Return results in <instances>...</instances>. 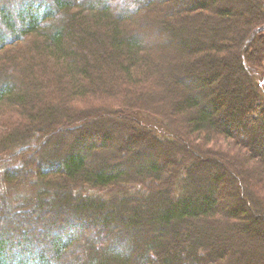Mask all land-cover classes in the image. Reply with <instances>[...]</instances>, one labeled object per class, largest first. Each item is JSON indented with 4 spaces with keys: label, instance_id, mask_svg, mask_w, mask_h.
Wrapping results in <instances>:
<instances>
[{
    "label": "trees",
    "instance_id": "16d2710c",
    "mask_svg": "<svg viewBox=\"0 0 264 264\" xmlns=\"http://www.w3.org/2000/svg\"><path fill=\"white\" fill-rule=\"evenodd\" d=\"M255 1L260 15L254 19L236 6L218 8L226 18L237 11L244 20L240 33L231 34V56L224 33H214L208 46L206 34L176 23L209 15L206 0H189L177 18L164 21L169 36L188 31L194 39L177 46L186 59L171 54L168 69L158 55L165 46L149 38L141 18L166 6L175 12L174 0H124L127 10L110 0H0V218L7 220L0 227V264H264V213L249 212L252 199L264 206V117L250 119L254 103L264 107V0ZM30 37L42 40L33 54L23 46ZM41 58L49 65L42 67ZM167 85L178 93L174 115L189 116L191 138L198 132L215 146L204 149L207 155L189 152L188 161L174 154L180 138L186 150L200 149L170 118L141 108L145 91ZM90 101L112 113L127 111L131 129L124 127L140 141L124 151L98 142L94 127L74 121ZM118 126L119 133L97 134L121 137ZM31 137L36 150L24 142ZM26 153L31 161L23 160ZM162 155L171 164L158 161ZM143 156L144 168H120ZM247 161L256 187L244 199H223L233 166L248 171Z\"/></svg>",
    "mask_w": 264,
    "mask_h": 264
},
{
    "label": "rangeland",
    "instance_id": "374dc122",
    "mask_svg": "<svg viewBox=\"0 0 264 264\" xmlns=\"http://www.w3.org/2000/svg\"><path fill=\"white\" fill-rule=\"evenodd\" d=\"M106 1L108 2L109 0H106ZM110 1H111V3L116 2L118 4V6L121 8H124L126 10L128 9V5L125 4L124 0H110ZM175 1L177 3L175 12H172V11L168 12L169 9L166 6V7L162 8V9H164L162 12L161 11L158 12L155 10V12L146 13L141 18V21L145 22V23H142V27H141L143 29V31L148 33V35L150 36L149 38L156 40L158 42L157 44L160 45V47L165 46V48H162L158 51V55L160 57L162 56V58H163L162 64L166 65L164 67H167L168 69L171 68L170 65L172 63L170 60L171 54L173 56L175 54L177 56H180L182 58V61H184L186 59L185 58L186 56L184 55L185 52H183L182 49H178L177 46L180 48L182 46V44L187 42V41H191V42L193 41L194 42L193 38L190 39L188 37V34H189L188 31L186 32L185 35L182 34L184 37L182 36L180 38H177L176 36H174V37L169 36L170 33L168 34V29L165 28L166 27L165 22L168 23L171 20L170 18H173V17L177 18L178 17V16H176V14H179L180 12H176V11H180V9L183 10L186 8V5L190 4L188 2L189 0H174V2ZM199 1H201V0H198V2ZM206 1L209 4L208 6H210L207 9H211V11H210V13L206 19H200V20L198 19L194 22V20L188 18L187 20L186 19H182L181 21L178 20L176 23L180 26L185 27L186 29H187V27H190L191 32H196V30L197 31L200 30V32L198 34L200 36L202 35V37H203V35L206 34L208 46H211L212 42L214 41L213 38H211L212 36H214V33L216 34V36L218 35V33H220V35L224 33V35H226V36H223V37L229 36L230 37L229 40H231V44H232V45L228 44V45L224 46V49L226 50L225 53L230 54L231 56L232 55L234 56V54L236 52V49H235L236 45H234V42H233L234 37H232L231 34H234V33L239 34L240 33V31L243 29L242 23L244 20L242 21L239 18L240 15L238 14L237 11L232 12L230 19L226 18V16H224V15L222 16L221 14L218 13V8L236 6L235 8H240L241 10H243L245 12L246 17H247V14H249L254 19L257 15H260L259 8H258L256 1L255 0H217V2L214 4L215 7H214V5H212L214 0H206ZM191 3H194V1H192ZM211 5L213 6V8L211 7ZM161 7H163V6H161ZM171 16H173V17H171ZM195 23H196V25H195ZM231 23H233V24H231ZM131 27H132V25H130V28ZM221 29H223V31L219 32ZM187 30H190V29H187ZM185 37H187V38H185ZM219 40H220V37H219ZM147 41L149 42V40H147ZM147 41L145 43H147ZM40 42H42V40L39 39L38 37H30L27 39V41H25L23 43V46L25 45L27 49H31V48H33V46L35 47V44H38ZM167 46H168V48H170L169 50H167L168 49ZM198 46H196V47H198ZM198 49H200V48H198ZM204 49L205 48H203V50ZM201 50H202V48H201ZM16 51L18 54H22V52H24V49L18 47V48H16ZM30 51L33 54L34 50L31 49ZM198 54H199V51H196L192 55V57H197ZM175 56L173 58H175ZM187 56H189V53H187ZM216 57H218V55H215V58ZM208 58H209V56H208ZM51 59H53V58H51ZM210 61L212 64L216 65V62L214 60L213 61L210 60ZM38 63L40 65H42V67L49 65V61L44 59V58H41L40 60H38ZM255 64L257 67L259 66V63H255ZM218 66L219 65H217V67ZM262 80H263V77H262ZM193 84L195 85V82ZM241 85H242V83H241ZM170 89H171V87L170 86L168 87V85H167L166 88H160V89L152 90V91H145L143 93L145 95H141V98H142V100H144L146 102L141 105V108H144L148 111H152V112L158 113L162 116H165L167 118H170L172 120V125H173L174 129L178 128V126L180 128H182L181 137L185 136L187 139H190L191 138L190 131L192 129L189 127L188 122H187L189 120V119H187V118H189V116L187 114H184V113H177L176 115H174L175 114L174 104L176 102V99L178 98V93L176 92L177 93L176 94L175 92L170 91ZM194 97L196 99H200L199 95H195ZM98 101H101V100H98ZM98 101H90V102H88V104L87 103L82 104L83 107H81V109H82L81 112L85 113L86 115L85 114L80 115L77 119L74 120V121H77V125L82 126L84 123H86L85 126L88 125L89 127H94L92 129L95 130V132H97V133L99 132L97 129H104L105 133L107 131L119 133V126L118 125H121L123 130L125 131V133L121 136L122 138L119 135L118 136L112 135L111 138L100 139L99 135L97 133H95L97 138H98V140H97L98 142H102L105 140V142H107L109 145L113 146L114 149L119 148L120 151H124L125 149H127L128 145L131 141H133V140L140 141V136L136 137L135 135H132V133H128V131H127V128L131 129V125H130L131 123L128 120V114L129 113L127 111H125V112L121 111V113L116 111L115 113L114 112L112 113V111L109 110L110 109L109 107H111V106L107 105V106H104L103 108L96 107L95 104H98ZM138 104H139V102H137L135 104V108L138 107ZM254 105L256 106V111L251 113L250 119L252 118V119L257 121L259 119V117H261V116L264 117V113H263L264 107L260 106L259 102L254 103ZM82 117H83L84 121H82ZM142 118L144 119L146 124H149V125L153 126L154 128H156V127L163 128V125H164L163 122L158 121L155 118L145 117V116H143ZM126 125H128L127 128L124 127ZM185 127H187L186 131H185ZM188 130H189V132H188ZM192 132H193V130H192ZM63 135H65V134H63ZM192 135H194V134H192ZM3 136H5V135H3ZM201 137H202V134H199L197 132V133H195V136H192L193 139L191 138L192 140H194V143L197 145V147H199V149H200L199 151H197V150L192 151L189 149L186 150V148H184V146L186 145L187 142L183 138H180L178 141H176L177 145L176 144L175 145H176V148L178 149V151L175 150L173 152V149L170 147H166L165 149H166V151H168L170 153L171 152H173L174 154L181 153L182 155H180V156H182L183 158H188V161L192 160L191 156L187 155V153H189V152L191 154L193 153V155H195L196 157L201 158V156L203 157V156L207 155L206 154L207 151L205 153L204 149H209V148L213 149V147H215L212 144H209V145L206 144L205 145V143H204L205 141L202 142ZM119 139H123V141L125 142L124 146L121 144H118ZM57 140L58 139H54V141H57ZM42 141L45 143V145H47L50 142V137H49V139H48V137L44 138ZM24 142H27L29 144L31 143L30 144L31 149L36 150V149H34L35 148L34 146L37 145L38 143L36 141L33 142L32 137L30 140H26ZM21 146L22 145H17L15 147H13L12 151L15 150L14 148L21 147ZM200 147H202V148H200ZM4 148H5L4 145L3 146L0 145L1 151ZM159 149H162V151H164L163 148H159ZM151 150L152 149L150 148V146H148L146 152H150ZM160 151L157 149L156 153H159ZM7 152L8 151H6L5 153H7ZM117 155L118 154L111 152L112 157L113 156L116 157ZM21 156L25 162H27V160L31 161L30 153H26V155L22 154ZM158 157H159V158H157L158 161L161 160V161H163V163L171 164V162H172V160H168L167 157H165V155H162V157L161 156H158ZM175 158H176V156H175ZM100 160H101L100 157H98L97 162H100ZM143 160H144V156L138 157V158H132L131 160L129 159L127 161V163L123 164V166H121L120 168H127V169L134 168V167L144 168V167H142L143 166V162H142ZM97 162L95 164L93 162L94 165H92V166L94 168H96ZM246 163L249 164V165H245V166H249L248 171L243 170L244 164L242 167V171H239V169L236 166H233L234 171H236L235 176H234V174L232 176V177H234V180L232 182V180L228 179L229 181L226 183V186L224 188L225 194H223V199L226 198V200H228V201L234 200L232 198H237L238 195L244 199V194L246 193V191H248L249 189H254L251 187V185L256 187L253 184V181H254L253 179L255 178V176H254L255 174L252 173L251 172L252 169H250V166H252L253 168H254V166H253L252 162H250V161H247ZM44 167H46V165ZM224 167H226V166H224ZM26 168H28V167L21 168L20 172H23L24 170H26ZM103 168L106 169V171L114 169L108 165L104 166ZM231 169L232 168H229V170H231ZM98 170L99 169H97V171ZM228 176H229V174H228ZM25 190L27 192L32 193V186L30 184L26 185ZM251 199H252V197H251ZM250 204H251L249 207L250 214H253V212L255 213V211H258V210L260 212L264 213V206L259 201L257 203H255L254 200L252 199V202L250 201ZM247 216L249 217V215H247ZM239 220H240L239 218L238 219L232 218L233 222L239 221ZM6 221L7 220H5L4 218H0L1 229L3 228V225L6 223ZM223 221L226 222L227 220L224 219V220H222V222ZM48 227L50 229L52 228L51 222L48 224ZM53 232H55V231H53ZM94 234H96V233H94ZM11 240L16 242L19 239L11 238ZM94 242H95V240L92 241V243H94ZM231 249L233 250V246L230 247V251H232Z\"/></svg>",
    "mask_w": 264,
    "mask_h": 264
},
{
    "label": "water",
    "instance_id": "95a60500",
    "mask_svg": "<svg viewBox=\"0 0 264 264\" xmlns=\"http://www.w3.org/2000/svg\"><path fill=\"white\" fill-rule=\"evenodd\" d=\"M262 87H263V91H264V75H263V80H262Z\"/></svg>",
    "mask_w": 264,
    "mask_h": 264
}]
</instances>
